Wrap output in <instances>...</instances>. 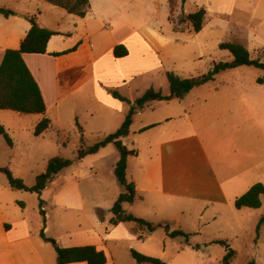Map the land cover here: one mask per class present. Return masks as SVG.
Listing matches in <instances>:
<instances>
[{
  "label": "crops",
  "instance_id": "crops-1",
  "mask_svg": "<svg viewBox=\"0 0 264 264\" xmlns=\"http://www.w3.org/2000/svg\"><path fill=\"white\" fill-rule=\"evenodd\" d=\"M129 1L90 0L88 13L82 18L45 0H10L12 4L0 0V8L4 6V9L13 8L15 11V15L10 17L0 14V65L7 50L20 48L32 27L31 17L37 16L41 27L58 33L50 40L46 54L23 56L43 93L46 114L24 115L0 110V123L12 139V146L3 137L0 138L8 145V154L12 159L26 157L27 144L31 140L27 138V133L32 131L35 135L36 127L44 118L49 117V112L61 111L66 106L71 110L69 105L78 106L95 98L98 107H94L93 111L97 116V110L105 112L108 107L112 108L121 102L109 93L114 81L127 83L132 77L162 68L165 58L171 55L170 48L176 39L164 35L162 28L157 29L155 26H160L153 24L154 20H145L136 24L137 27L123 30L124 26H130L129 20L124 18L130 16ZM138 14L134 13L135 16ZM111 17H116L113 26L106 21ZM206 24L200 33H203ZM121 45L127 48L129 54L124 58H116L115 48ZM134 50H139V56L132 62ZM65 52L68 53L62 54ZM44 58L50 60L53 69L45 68ZM137 66L144 71L138 72ZM205 86L194 89L183 100L153 101L158 104L179 102V107H172L174 114L162 116L155 121L145 119L146 114L142 112L152 103L149 102L142 112H138L139 118L134 117L129 136L122 140L127 146L126 139H131L132 134L135 136L132 147L127 146L129 150L136 151V155L128 159L127 179L136 185L137 196L133 204L124 205L128 213L132 212L130 214L155 225L168 224L171 230V223L181 219L186 221V218L193 215L197 205L205 212L200 213L201 220L209 219L213 223L221 222L222 219L234 221L237 218L236 211H241L234 209L236 199L261 183L259 179H263L264 157L257 154L256 147L248 143L243 146L241 137L235 135L238 110L233 109L228 98L242 95L247 90L213 87L205 91L208 94H202ZM129 101L131 107L136 100ZM247 114L250 115L248 110ZM241 120L239 117L238 121ZM247 121H251V115ZM97 122L101 127L114 123L112 116L107 115ZM153 125L156 126L145 130ZM53 127L54 123L39 137L52 132ZM113 146L110 144L88 157L100 156L109 150L116 158L112 164L115 172L120 154L118 150L119 157L113 153ZM88 157L79 161L85 162ZM10 167L16 174V167L13 164ZM66 169L48 184L42 194L47 235L51 232L52 220L48 209L53 212L59 209L85 212L79 184L71 176L61 179ZM58 179L62 182L55 185ZM10 190L0 189V264H57L55 249L40 236L43 224L36 223L37 217L28 214L27 192ZM113 206L105 208L110 209L106 212L103 210L106 214L103 219L85 215L87 225L76 224L74 230H66L64 219L57 216V226L61 231L52 234L51 238L64 248L96 246L106 253L107 264H118L113 246L135 238L126 227L127 224H136L132 232H137L140 235L139 241L143 243L146 241L145 236L153 233L135 222L109 228ZM101 207L95 206L98 211L103 209ZM136 208L142 215L135 212ZM129 249H134V246L131 244Z\"/></svg>",
  "mask_w": 264,
  "mask_h": 264
},
{
  "label": "rangeland",
  "instance_id": "rangeland-1",
  "mask_svg": "<svg viewBox=\"0 0 264 264\" xmlns=\"http://www.w3.org/2000/svg\"><path fill=\"white\" fill-rule=\"evenodd\" d=\"M3 2L12 4L10 0H3ZM128 6L130 16H124V18L129 20L130 26H124L123 30H128L132 26L137 27L136 24L145 20H154L153 24L160 26L155 27L162 28V33L175 38L176 42L170 48V57L165 58L159 71L132 77L127 83L114 81L112 89H109L112 96V92L117 91L128 99L137 100L149 90L161 92L166 96L171 93L167 73L173 72L183 78L199 77L207 74L216 63L232 61L231 53L220 48V44L224 42L242 44L249 50L252 59L264 63V0H186L185 6L182 5V0H177L173 13H171L169 0H130ZM199 8L207 9L208 19L203 33L196 34L193 32L191 23H183L181 19L193 14ZM10 10L14 11L13 8ZM134 13L139 14L135 16ZM46 16L47 14L45 18ZM115 19L116 17H111L106 21L113 26ZM137 52L139 53V50H134L132 62L139 56ZM44 59H46L45 68L53 69L49 64L50 60ZM155 60L157 61L156 58ZM137 68L138 72L144 71L139 66ZM75 78H77L76 75ZM260 78H264V71L254 67H240L221 73L215 81L203 87L201 93L208 94L205 91L213 87L247 90L243 91L242 95L228 97L233 109L238 110L236 117L238 127L235 124L237 127L235 135L241 137L243 146L248 143L253 148L256 147L257 154L264 157V84H258ZM176 106L179 107V102L174 104L152 102L146 106V111H138L146 114L145 119L155 121L162 116L174 114L172 107ZM67 107L61 111L49 112L47 118L54 123L52 132L42 137H36L32 131L27 133V138L31 140L27 144L25 158L18 156L15 160L12 159L8 154L10 152L8 145L3 138H0V165L7 164L0 168H8L13 172L10 167L13 164L17 170L16 174L14 172L13 174L29 187L36 184L37 176L46 172L50 159L61 155L74 162L72 167L61 174V179L71 176L73 181L79 184L85 202V212L64 209L53 212L48 209L52 220L51 232L46 235L50 238L52 234L61 231L57 226V216L64 219L66 230H74L76 224L86 226L85 215H95L103 219V216H106L103 210L105 212L110 210L105 208L113 206V202H116L119 195L125 191L112 169L116 158L109 153V150L100 156L88 157L85 162L77 160V156L82 144L94 146L105 137L117 132L131 108L130 104L121 101L112 108L108 107L105 112L97 110V116L93 111L94 107H98L95 98L92 101H84L78 106L71 104L69 105L71 110ZM247 110L251 115L250 122L247 121L250 117ZM104 115L112 116L114 123L108 127H101L97 121H100ZM137 117L139 118L136 115L135 118ZM239 117L242 118L241 121H238ZM131 137L125 141L130 147L135 140L134 134ZM112 151L119 157L115 146ZM61 182L62 180L58 179L55 185ZM259 182L264 184V174ZM0 189L11 191L7 177L1 172ZM26 197L28 214L37 217L36 223L43 224L40 197L28 192ZM262 203L263 206L257 210L248 208L237 212L235 207L236 220L222 219L221 222L216 223L209 219L201 220L199 215L205 212L200 205H197L193 215L186 218V221L181 219L171 223L173 231L183 230L192 235L190 244L183 237L169 238L163 228H159L152 235H146V241L143 243L139 241L140 235L132 232L136 224H127L126 227L135 235V238L115 243L113 251L117 263L137 264L132 258V250H134L143 255L161 259L166 264H224L226 248L219 244H212L215 241H224L236 251L237 255L232 264H248L251 260H255L257 264H264V226L257 234L258 223L264 215V197H262ZM97 205L102 206L103 209L98 211L95 208ZM127 209L132 211V208L128 206ZM137 209L135 212L142 215ZM113 226L111 222L108 224L109 228ZM131 244L134 246L132 250L129 249ZM141 250L153 255L145 254Z\"/></svg>",
  "mask_w": 264,
  "mask_h": 264
},
{
  "label": "trees",
  "instance_id": "trees-1",
  "mask_svg": "<svg viewBox=\"0 0 264 264\" xmlns=\"http://www.w3.org/2000/svg\"><path fill=\"white\" fill-rule=\"evenodd\" d=\"M45 1L65 9L70 14H74L82 18L87 15L90 8V0ZM176 1L177 0H169L171 13H173L174 8L176 7ZM185 4L186 0H182V5L185 6ZM0 14H3L5 17H10L14 16L15 12L0 8ZM206 19L207 10L205 8H199L193 14L181 19V21L183 23H191L193 32L198 34L203 30L206 24ZM171 20L172 19H170V21ZM30 22L32 27L25 39L22 41L20 48L18 50H7L0 65V110H11L24 115H45L47 112V106L43 93L23 56L25 54H46L50 40L54 36L58 35V33L41 27L38 23L37 16L31 17ZM220 48L230 52L233 60L230 62L216 63L207 74L194 78L185 79L173 72L167 73V79L169 81L171 92L170 96H164L161 92H156L154 90L147 91L141 98L135 101L134 105H131L124 123L117 132L105 137L94 146H85L82 144L78 150L77 160H82L88 156L95 155L110 144H114L119 151L120 159L115 167V176L120 184L125 187V192L119 195L117 201L111 209V212L113 213L111 224L114 226L123 223L135 222L140 227L146 228L149 233H154L159 228H164L169 238L176 239L178 237H183L188 244L190 243L192 238L191 234H188L183 230L172 231L168 224L155 225L128 213L124 209V205L133 204L137 196L136 185L134 183H130L127 179L128 159L131 156H135L136 151L129 150L127 146L124 145L122 140L123 138L129 136L134 117L139 112L138 110L144 109L149 102L171 101L172 99L183 100L194 89L215 81L217 76L221 73L229 70H235L240 67H254L264 71V63L260 60L252 59L249 50L242 44L224 42L220 44ZM74 50H76V48ZM67 53L68 52L62 54ZM128 54L127 48L123 45L115 48L114 55L116 58H124L128 56ZM59 55L61 54H56V56ZM258 84L263 85L264 78H260L258 80ZM112 94L114 98L131 104V101H129L126 97H123L119 92L113 91ZM51 124L50 119L44 118L36 127L35 135L37 137L43 135L51 128ZM154 126L156 125L148 127L145 130L153 128ZM0 137H3L8 145L12 146V139L10 138L6 128L1 123ZM73 163V160L64 157L52 158L48 163L46 172L37 176L36 184L32 187L26 185L22 179L17 178L8 168H0V172L7 177L8 183L12 189L34 193L40 197V213L44 217L43 228L40 236L44 242L52 244L55 248L57 253V264H107L108 257L106 253L104 251H100L96 246L88 245L64 248L61 247L55 239L46 235V213L43 210L44 201L41 199V196L48 184L53 182L55 177L61 171L71 167ZM262 197H264V184L258 183L247 193L236 199L235 207L238 210L244 208L254 210L260 209L263 206ZM21 206L24 207V204L21 203ZM263 225L264 215L258 223L257 234L260 233ZM215 243L225 247L227 250V254L224 258V264H232L237 255L236 251H234L227 242L217 241ZM132 257L138 264H166L161 259L149 257L134 250H132ZM248 264H257V262L255 260H251Z\"/></svg>",
  "mask_w": 264,
  "mask_h": 264
}]
</instances>
